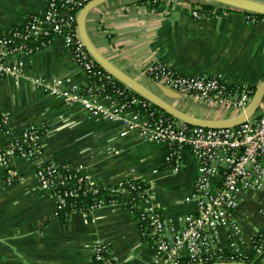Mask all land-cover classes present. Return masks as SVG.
<instances>
[{
  "label": "crops",
  "instance_id": "obj_1",
  "mask_svg": "<svg viewBox=\"0 0 264 264\" xmlns=\"http://www.w3.org/2000/svg\"><path fill=\"white\" fill-rule=\"evenodd\" d=\"M246 1L264 5V0ZM46 2L0 0V35L42 10ZM202 4L214 8L194 18L191 11ZM247 13L207 0H106L88 12L85 28L103 57L167 103L198 118L226 120L243 110L207 104L175 91L164 96L143 70L148 63L161 61L182 75H219L230 86L248 85L255 91L264 81V18L252 21ZM18 58L30 76L69 80L66 85L73 87L86 82L59 38ZM262 113L264 96L254 116ZM4 117L7 122L2 127ZM27 126L39 131L36 158L12 156L6 166L0 163V264H94L91 252L96 241L110 245L117 264H153V244L142 238L137 218L125 208L129 193L122 184L128 178L146 182L151 208L175 230L194 211L190 194L197 164L188 151H180L173 166L166 165L161 143L121 136L124 126L119 121L88 116L78 104L44 95L27 80L0 76V144L5 146ZM38 163L70 164L114 192L116 201L57 217L56 198L38 188ZM9 169L18 172L11 184L6 182ZM231 223L218 229V248L227 250L235 241L240 254L250 253L264 231V184L241 193ZM262 261L258 258L253 264Z\"/></svg>",
  "mask_w": 264,
  "mask_h": 264
},
{
  "label": "built area",
  "instance_id": "obj_2",
  "mask_svg": "<svg viewBox=\"0 0 264 264\" xmlns=\"http://www.w3.org/2000/svg\"><path fill=\"white\" fill-rule=\"evenodd\" d=\"M90 1L47 0L42 10L1 34L0 76L27 80L33 89L44 95L60 97L67 105L78 104L88 116L119 121L124 126L121 136L133 135L161 143L165 164H175L182 150L194 157L197 170L190 199L195 209L184 217L179 230H175L161 212L151 208L147 189L138 191L142 197L138 208L147 218L146 229L153 240V264L244 263L242 258L247 254L238 252L235 241L227 250L218 248V229L233 225V213L241 202L242 192L256 191L264 184V113L233 127L205 128L162 113L127 86L117 87V79L103 67H97L99 64L86 49L79 33L78 13ZM191 15L199 18L205 14L194 9ZM249 19L256 20L252 16ZM54 38L62 40L71 60L85 75L83 86H67L69 80H48L26 73L24 61L18 57L49 47ZM9 57L17 59L8 62ZM143 72L154 82L179 94L224 108L244 110L254 93L248 85H228L219 75L179 74L161 61L148 63ZM108 85L114 87L111 93H107ZM6 122L4 117L1 126ZM39 136L38 129L27 126L18 137L9 138L5 146L0 144V163L6 166L12 156L36 158L40 150ZM6 176L7 184H11L18 172L9 169ZM35 178L41 191L56 198L57 215L67 207L82 206L84 197L90 198L87 211L116 201L114 192L70 164L38 163ZM127 184L123 189L129 193V199L130 192L137 188ZM127 210L132 213L131 208ZM141 222L137 220L138 225ZM234 232L238 233L237 226ZM251 252L252 263L258 258L264 259V231L257 235ZM91 260L94 264H117L110 245L102 241L94 243ZM211 260L214 261L207 263Z\"/></svg>",
  "mask_w": 264,
  "mask_h": 264
},
{
  "label": "water",
  "instance_id": "obj_3",
  "mask_svg": "<svg viewBox=\"0 0 264 264\" xmlns=\"http://www.w3.org/2000/svg\"><path fill=\"white\" fill-rule=\"evenodd\" d=\"M106 0H93L92 2L86 4L78 13L77 16V25L79 29L80 36L82 41L90 53V55L95 59V61L111 73L118 81L125 84L129 89H131L136 94L142 96L146 100H148L151 104L158 107L159 109L163 110L170 116L179 119L189 125L194 126H201L205 128H221V127H233L239 125L243 121L248 118L254 116L257 112L258 106L264 96V81L256 87L251 101L249 102L248 106L237 116L231 119L226 120H207L195 117L188 113H185L171 104L167 103L161 95H158L154 91L150 90L149 88L145 87L144 85L140 84L113 64H111L102 54L98 52V50L94 47L92 42L90 41L86 28H85V19L88 12L94 8L95 6L99 5L100 3ZM210 2L218 3L223 6H227L230 8L238 9L241 11H245L248 13H256L264 15V5L249 2L246 0H207ZM160 85V84H159ZM160 89L164 96H170L169 92H174L169 88H166L163 85H160ZM213 264H244V263H234V262H219Z\"/></svg>",
  "mask_w": 264,
  "mask_h": 264
},
{
  "label": "trees",
  "instance_id": "obj_4",
  "mask_svg": "<svg viewBox=\"0 0 264 264\" xmlns=\"http://www.w3.org/2000/svg\"><path fill=\"white\" fill-rule=\"evenodd\" d=\"M213 8L214 7L212 5L202 4L200 9L198 10V12L201 13V14L211 13ZM220 10H221L220 8H216L215 12L219 13ZM247 14L252 16V17H254L255 19L264 18V15H261V14H256V13H247ZM35 44H38V42H35ZM28 45H31L30 42H28ZM97 67L99 69L102 68L100 65H97ZM116 83H117V87H119V88L126 87L125 84H123L122 82H120L118 80H116ZM113 88L114 87H112L111 85L106 86L107 93H111ZM152 107L157 109V110H159V111H161L162 113H165L166 115H169V114H167L166 112H164L163 110L159 109L158 107H156L154 105ZM166 165L173 166L174 162H171V164H166ZM127 183L133 184L137 188V190H132L130 192V198L128 199L127 204H125V208L126 209L131 208L132 214H134V216L137 218V220L140 219L142 221L138 225L139 233L141 234V236H142V238L144 240H146L148 242H151L153 244V240L149 237L148 230L146 229L147 218H146L145 215H143V210L141 208H138V203L142 202V197L141 198L139 197L138 191L142 192L144 189L148 188V185L142 179H131V178H128V179L123 181V187H127V185H128ZM107 199H109V198H107ZM89 201H90V198L84 197L83 198V202L81 204L82 206L67 207V208L63 209L62 211H60L58 213L57 217L67 218L72 212H79V211L87 212V207L88 206H86V205H88L90 203ZM251 258H252V252H250L246 256H244L242 258V261L244 263H246V264H253ZM213 261L214 260H211V261H208L207 263H211ZM256 264H264V259H263L262 262L256 263Z\"/></svg>",
  "mask_w": 264,
  "mask_h": 264
},
{
  "label": "rangeland",
  "instance_id": "obj_5",
  "mask_svg": "<svg viewBox=\"0 0 264 264\" xmlns=\"http://www.w3.org/2000/svg\"><path fill=\"white\" fill-rule=\"evenodd\" d=\"M260 111V110H259ZM228 112H230V111H228Z\"/></svg>",
  "mask_w": 264,
  "mask_h": 264
}]
</instances>
